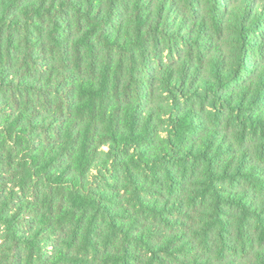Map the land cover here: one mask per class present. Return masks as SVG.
<instances>
[{
    "label": "trees",
    "instance_id": "trees-1",
    "mask_svg": "<svg viewBox=\"0 0 264 264\" xmlns=\"http://www.w3.org/2000/svg\"><path fill=\"white\" fill-rule=\"evenodd\" d=\"M0 264H264V0H0Z\"/></svg>",
    "mask_w": 264,
    "mask_h": 264
}]
</instances>
